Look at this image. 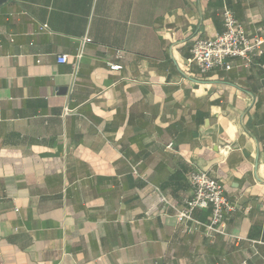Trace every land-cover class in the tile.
I'll return each instance as SVG.
<instances>
[{"label":"crops","instance_id":"obj_1","mask_svg":"<svg viewBox=\"0 0 264 264\" xmlns=\"http://www.w3.org/2000/svg\"><path fill=\"white\" fill-rule=\"evenodd\" d=\"M225 8L264 25V0L0 6V264H264V54L188 62ZM192 170L223 184L229 237L162 211L157 189L183 206Z\"/></svg>","mask_w":264,"mask_h":264},{"label":"built area","instance_id":"obj_2","mask_svg":"<svg viewBox=\"0 0 264 264\" xmlns=\"http://www.w3.org/2000/svg\"><path fill=\"white\" fill-rule=\"evenodd\" d=\"M222 17L224 26L222 33L213 38H197L191 45V57L188 62L196 65L203 74L219 69L229 71L234 67L233 61L236 59H241L249 65L264 54V25L258 27L254 33H249L231 9L225 8ZM47 28V25L42 27ZM90 41V38H85L82 43ZM124 57L123 52L119 51L115 56L116 61L108 63L109 68L121 70ZM68 60L67 54L58 56L59 63L64 64ZM187 181L192 189V195L181 207L157 189V201L162 211L173 209L179 223L190 221L204 226L207 237L215 235L229 237L226 215L235 207L227 198L221 181L206 170H192L187 175ZM196 209L210 210L207 223H201L194 218L193 213ZM242 264L249 263L243 261Z\"/></svg>","mask_w":264,"mask_h":264},{"label":"water","instance_id":"obj_3","mask_svg":"<svg viewBox=\"0 0 264 264\" xmlns=\"http://www.w3.org/2000/svg\"><path fill=\"white\" fill-rule=\"evenodd\" d=\"M6 2V0H0V6L3 4V3H5Z\"/></svg>","mask_w":264,"mask_h":264}]
</instances>
